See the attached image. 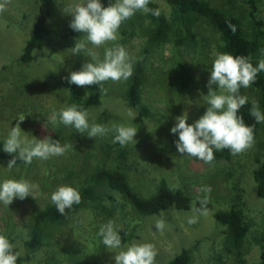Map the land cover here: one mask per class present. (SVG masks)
<instances>
[{
	"label": "rangeland",
	"instance_id": "rangeland-1",
	"mask_svg": "<svg viewBox=\"0 0 264 264\" xmlns=\"http://www.w3.org/2000/svg\"><path fill=\"white\" fill-rule=\"evenodd\" d=\"M150 1L172 23L166 42L150 43L155 22L148 13L139 11L121 25L116 41L99 47L87 43L86 50L74 54L71 48L86 34H63L72 30V16L65 10L83 0H57L49 21L51 44L36 51L30 63L22 62L20 56L33 31L40 0H11L0 14V140L4 142L23 115L26 118L20 127L28 140L50 136L68 145L64 155L47 160L34 158L30 165L17 160L11 170L7 166L13 156L0 158V182L25 179L37 186L35 199L16 198L9 206L0 203V234L17 248L22 264H115L116 253L134 243L154 245V264L168 263L183 248L191 251L190 264H235L237 251L225 247L224 228L214 217L219 208L241 210L250 226L242 246L246 264H264V197L258 194L254 178V170L264 161V122L254 136L253 146L232 159H214L206 164L177 151L175 141L179 134H172L171 129L177 123L176 117L187 112L188 123L192 124L208 106L207 83L215 58L223 54L222 35L204 19L189 27L175 23L167 0ZM210 1L240 19L246 35L259 41L258 61L264 58V0L257 1L254 15L243 0ZM114 2L101 0L104 7ZM116 45L126 49L132 66L140 58L146 60L142 100L150 113L142 123L137 122L138 110L130 105L126 95L129 78L104 82L107 94H102L100 104L86 110L90 122L109 128L113 124L136 127L135 140L123 147L113 143L111 132L89 138L87 132L78 133L74 127L60 123L58 117L59 111L68 107L70 97L72 84L65 77L90 62L89 50L103 60L105 50ZM212 87L218 90V85ZM245 92L258 104V88L250 86ZM53 115H57L56 124L51 122ZM102 165L123 169L132 188L142 196L152 194L159 181L165 179L171 187L187 192L192 206L187 210L170 207L153 215L141 214L120 192L105 184L86 182L85 176ZM87 184L95 187L98 197L76 210L68 222L46 223L41 229L42 244L31 249L27 243L36 211L52 204L51 195L59 186L80 190ZM205 187L211 191H202ZM205 199L207 203L202 204ZM198 204L207 209L206 215L193 210ZM190 217L197 222L189 224ZM158 219H164L166 224L162 232L155 228ZM108 221L113 222L121 238H127L119 249L105 247L98 235Z\"/></svg>",
	"mask_w": 264,
	"mask_h": 264
},
{
	"label": "clouds",
	"instance_id": "clouds-1",
	"mask_svg": "<svg viewBox=\"0 0 264 264\" xmlns=\"http://www.w3.org/2000/svg\"><path fill=\"white\" fill-rule=\"evenodd\" d=\"M11 0H0V14L7 10ZM150 0H115L108 7H104L101 0H83L82 3L68 5L66 12L72 16L69 27L79 33L86 34L84 39H78L72 49L74 54H80L86 50V44L96 47L109 41L118 39L121 25L129 20L137 11L151 13L159 16L158 9L148 7ZM228 27L235 32V25L228 23ZM90 62L83 64L81 70L72 71L65 77L69 84L84 88L92 85H100L102 94H107L104 82L109 80L118 82L127 80L133 74V66L126 49L121 45L105 50L104 58L88 51ZM211 75L207 83L209 89L207 95L208 105L206 112L194 123H188V114L176 117L177 123L171 129L172 134H179L175 141L177 151L183 156L187 155L197 160L210 164L214 160V150H230L233 156L250 149L254 144V128L248 126L243 117L238 115L239 110L248 102L247 96L240 95V89L250 87L257 75L264 71V58L260 59L256 66L250 62L249 57L233 56L229 53L218 54L211 67ZM218 85V90L213 89ZM250 114L257 123L264 122V114L259 110L258 104L253 102ZM59 122L65 126L74 127L78 133L87 132L89 138L102 137L109 132L113 133V143H119L122 147L132 142L138 129L124 124H113L111 128L106 125L90 122L87 110L77 105L63 108L58 113ZM21 115L17 123L9 131L3 144V151L13 158L8 161L7 169L11 170L17 160L30 165L33 159L47 160L52 156H61L67 151L68 145L59 140H53L50 136L44 139L34 138L28 140L20 127L25 120ZM53 124L57 123V115L51 118ZM15 154V155H13ZM36 185L28 180L7 179L0 182V203L9 206L14 199L24 200L31 196ZM202 191L210 192V187ZM82 197L78 189L62 185L51 195V201L56 206L60 215H65V210L75 204L81 203ZM206 204L207 200H202ZM196 212L207 214V209L193 208ZM195 217L188 219L189 224L196 223ZM166 227L164 219H158L155 228L163 231ZM98 235L102 243L109 249L121 248L122 239L114 229L112 221L101 226ZM13 244L8 237L0 234V264H17L19 252L13 251ZM156 251L151 243L132 244L126 250L116 253L115 264H154Z\"/></svg>",
	"mask_w": 264,
	"mask_h": 264
},
{
	"label": "trees",
	"instance_id": "trees-1",
	"mask_svg": "<svg viewBox=\"0 0 264 264\" xmlns=\"http://www.w3.org/2000/svg\"><path fill=\"white\" fill-rule=\"evenodd\" d=\"M233 2L235 0H226ZM251 6L252 14L257 11L258 0H243ZM173 9V20L175 23H180L185 27L192 26L200 19L206 20L209 24L218 28L221 31L222 41L220 47L223 53H229L233 56H245L250 58L253 66L258 63L257 52L259 50V41L248 37L242 27L240 19L229 14L227 11L218 8L211 3L210 0H167ZM57 7V0H40L39 12L33 26V31L26 43L23 46L20 59L24 63H30L34 59L35 52L45 48L51 44V29L50 18ZM148 7L150 9H158L160 15L157 17L148 13L150 18L155 22L150 30V43L160 44L166 42L169 38L173 26L168 16L162 12L159 6L150 1ZM139 12V11H137ZM235 25V32L228 27V23ZM259 23L261 21L259 20ZM63 34L66 37H73L79 32L73 30L65 31ZM264 34V33H263ZM148 50V49H147ZM146 79V60L138 59L133 65V74L128 79L126 85V95L131 106L138 110L136 117L137 122L142 123L150 113L149 108L142 100V90ZM259 89V108L264 114V71L260 72L255 82L251 85ZM240 95L247 96L248 102L239 110L238 115L243 117L244 122L248 126L254 128V136L258 132L261 123H257L255 118L250 114L253 102L249 99L245 92V88L241 87ZM102 93L100 85H92L84 88L77 87L72 84L70 87V97L68 107L77 105L81 109L86 110L92 106H96L101 102ZM206 106L201 110L198 118L202 116L206 110ZM4 142L0 140V158L9 159L11 155L3 151ZM214 159H232L233 155L230 150L224 149L220 151L214 150ZM86 182L94 184H105L109 188L120 192L125 200L130 203L133 208L141 214L153 215L160 213L170 207L178 210H187L192 206L191 196L182 188L171 187L165 179H161L156 187V190L149 196L138 194L131 186L127 173L121 168H114L102 165L96 168L91 174L85 176ZM254 178L257 184V192L261 197H264V161L254 170ZM81 203L73 205L72 208L65 210V215H60L56 206L48 204L45 208L39 209L34 215V225L31 232V239L28 241V246L35 249L42 244V227L48 223H66L74 215L75 211L87 207L91 200L98 197L96 189L92 185H82L80 188ZM197 208L201 209L202 205L198 204ZM216 221L223 226L224 245L226 248L236 249L235 264H246V259L243 256L242 246L244 239L249 231V223L244 219L241 210L237 208H219L214 212ZM122 242L127 238H121ZM264 239V235H263ZM14 252L17 248L14 246ZM192 259L191 251L188 248H183L166 264H190ZM17 264H22V258L19 256ZM88 264H103L91 262Z\"/></svg>",
	"mask_w": 264,
	"mask_h": 264
}]
</instances>
